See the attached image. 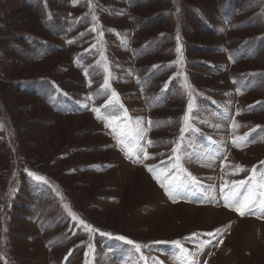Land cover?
<instances>
[{"label":"rangeland","instance_id":"1","mask_svg":"<svg viewBox=\"0 0 264 264\" xmlns=\"http://www.w3.org/2000/svg\"><path fill=\"white\" fill-rule=\"evenodd\" d=\"M262 201L264 0H0V264H264Z\"/></svg>","mask_w":264,"mask_h":264},{"label":"snow or ice","instance_id":"2","mask_svg":"<svg viewBox=\"0 0 264 264\" xmlns=\"http://www.w3.org/2000/svg\"><path fill=\"white\" fill-rule=\"evenodd\" d=\"M177 51H179V48L177 49ZM108 86H109V80H108V77L106 76L105 80H104V85L102 87L106 89V88H108ZM116 97H117V94L115 92H112V98H116ZM108 103L109 104L111 103V98L109 99ZM189 109H191V102L189 103ZM93 111L98 112L99 110L98 109H93ZM237 114H239V113H237ZM126 115L127 114L125 113V116ZM110 118L111 119H118V117H110ZM185 119H187V117H185ZM138 123H139V121H137V124ZM234 127H236L235 124H234ZM137 132H138V135H137L136 138H139V134L142 133L143 130L140 129V130H137ZM182 132H183V129H182ZM125 138L127 139V134H125ZM245 138L246 137H242L240 139H245ZM149 143H151V142H149ZM175 151H177V149H174V152ZM147 158H149V157H148L147 153H145V159H147ZM176 159H177V163H178L179 162V156H177ZM148 171L153 172V178L157 180V182L161 185V187L165 188L166 195H168L169 198L173 202H176V195L174 194V193H176L175 187H171V188L166 187L164 185L163 180L159 179V177L156 176L154 169L149 168ZM238 171H242V169L238 168ZM238 171H237V173H233V174H238ZM29 175H34V174L29 173ZM35 178L38 179V180H43L44 179L43 177H35ZM245 183H246L245 181H239L238 182V186L229 188L227 192L224 191V188L221 189L222 198L224 200V207L236 211L237 214L240 215L241 217H244L245 215L250 214L251 213V209H252L253 205L255 204V198H254V195H253L251 189H249L248 193H246V194H242L240 192V187H242ZM225 187H227V182L225 183ZM261 205H262V207H264V201L261 202ZM64 207H65L66 210H68V214L70 216H72L73 220H77L78 219V217H76L75 214L72 213L70 209H68L67 205H65ZM80 223L84 224L83 221H80ZM84 226L89 231H93V229L90 226H88L87 224H84ZM217 232H219V229L217 230ZM209 235H211V233ZM117 239L125 240L124 237H117ZM126 243L134 244V242L130 241V240H126ZM173 243H175L177 246H179V241H175ZM140 247L141 246L139 244H135V248H136L137 251L140 250ZM182 251H186V250L182 249Z\"/></svg>","mask_w":264,"mask_h":264},{"label":"bare ground","instance_id":"3","mask_svg":"<svg viewBox=\"0 0 264 264\" xmlns=\"http://www.w3.org/2000/svg\"><path fill=\"white\" fill-rule=\"evenodd\" d=\"M221 211V210H220ZM222 214L226 213V212H221Z\"/></svg>","mask_w":264,"mask_h":264}]
</instances>
